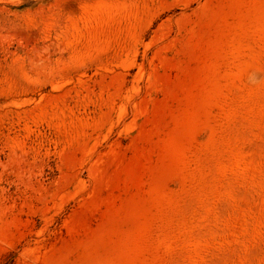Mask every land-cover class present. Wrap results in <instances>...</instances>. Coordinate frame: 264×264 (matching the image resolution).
I'll use <instances>...</instances> for the list:
<instances>
[{"label": "rangeland", "instance_id": "374dc122", "mask_svg": "<svg viewBox=\"0 0 264 264\" xmlns=\"http://www.w3.org/2000/svg\"><path fill=\"white\" fill-rule=\"evenodd\" d=\"M0 264H264V0H0Z\"/></svg>", "mask_w": 264, "mask_h": 264}]
</instances>
